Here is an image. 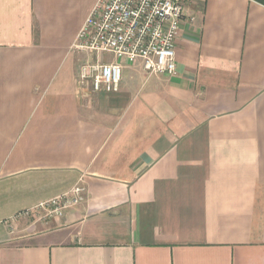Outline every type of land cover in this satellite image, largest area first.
<instances>
[{
  "label": "crops",
  "instance_id": "obj_1",
  "mask_svg": "<svg viewBox=\"0 0 264 264\" xmlns=\"http://www.w3.org/2000/svg\"><path fill=\"white\" fill-rule=\"evenodd\" d=\"M96 1L0 0V264H264V3L187 0L176 73L121 59L107 92Z\"/></svg>",
  "mask_w": 264,
  "mask_h": 264
},
{
  "label": "built area",
  "instance_id": "obj_2",
  "mask_svg": "<svg viewBox=\"0 0 264 264\" xmlns=\"http://www.w3.org/2000/svg\"><path fill=\"white\" fill-rule=\"evenodd\" d=\"M187 0H97L83 22L75 48L90 54H113L115 61H85L80 77L95 91L116 92L122 79L121 59L142 61L148 74L176 73V39L184 18ZM86 188L74 186L70 192L40 202L22 212L31 215L44 209L47 216H62L80 203Z\"/></svg>",
  "mask_w": 264,
  "mask_h": 264
},
{
  "label": "trees",
  "instance_id": "obj_3",
  "mask_svg": "<svg viewBox=\"0 0 264 264\" xmlns=\"http://www.w3.org/2000/svg\"><path fill=\"white\" fill-rule=\"evenodd\" d=\"M258 1H260V2L264 3V0H258Z\"/></svg>",
  "mask_w": 264,
  "mask_h": 264
},
{
  "label": "rangeland",
  "instance_id": "obj_4",
  "mask_svg": "<svg viewBox=\"0 0 264 264\" xmlns=\"http://www.w3.org/2000/svg\"><path fill=\"white\" fill-rule=\"evenodd\" d=\"M104 55V54H103Z\"/></svg>",
  "mask_w": 264,
  "mask_h": 264
}]
</instances>
